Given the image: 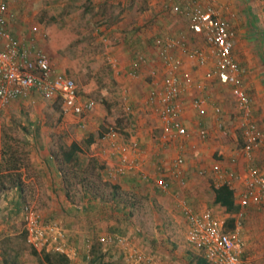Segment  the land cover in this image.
Segmentation results:
<instances>
[{"label":"rangeland","instance_id":"1","mask_svg":"<svg viewBox=\"0 0 264 264\" xmlns=\"http://www.w3.org/2000/svg\"><path fill=\"white\" fill-rule=\"evenodd\" d=\"M260 1L263 5L264 0ZM159 2L162 0H10V23L13 30L15 29L17 39L26 44L31 42L36 48L43 51L57 71L75 81L80 98L91 99L95 102V109L87 115L84 128H79L76 119L62 113L59 102L56 103L54 99L44 98L37 94H31L25 105L16 107L10 105L0 108V152L2 151L1 155L3 156V151L11 149L20 157L22 164L29 166L27 159L31 143L39 145V147L42 145L47 147L54 156L58 154L60 146H68L71 142L78 143L85 150V153L82 152L80 155L85 167L89 164L88 167L94 169L87 172L86 176L80 175L84 178L82 184L76 185L79 178L72 177L73 185L69 188L71 199L68 201L74 207L80 208L84 204L82 193L86 191L89 194L95 193L96 204L100 203L108 211L107 215L105 214V219L107 218L105 222L113 223L119 220L121 229L125 230V233L119 235L126 237L131 244H134L146 256L153 258L157 264H166L163 258H166L167 263L193 264L195 259L201 256V252L190 246L186 240L187 223L181 207L177 205L178 202L176 200L172 202L167 195L160 193L161 191L156 188L147 192L145 187L140 188L138 192L119 189V195L113 199L111 186L118 182L111 180L114 182L111 183L108 180L109 177H106L107 179L103 177L102 171L95 164L97 162L102 166L108 165L107 160L100 158L99 155L95 156L96 153L99 154L98 150L102 148L101 144L97 150L90 151V147L83 144L82 137L88 131L96 137L97 133L101 134L107 126L111 125L120 128L121 139L124 141L131 138L139 140L147 133H152L150 139L160 135V122L157 113L146 103L147 85L151 78V71L148 70L144 75L142 72L145 66H142L143 70L137 68V75L134 79H130L128 72H124L128 67L131 68L136 64L135 59L147 58V56L144 52L136 50L132 55L137 58L132 55L122 58L118 54L119 52L114 54L117 48L123 45L121 40L123 34L131 31L133 27H137L139 32L149 28V25L146 28L142 24H145V19L152 16L154 10L160 6ZM235 14L237 16L240 13L235 10ZM251 14L250 27L254 24L259 30L264 31L263 19H260L258 14L256 16L254 12ZM173 15V12H168L167 8L163 17L165 19L171 17L173 20L175 19ZM245 16L247 17V15ZM177 20H179V24L177 23L179 29H185L186 32L188 30L184 28L186 22L180 18ZM200 42L193 48L205 49L203 41L200 40ZM250 45H252L251 49L255 50L256 57L253 56V59L258 61L256 66L264 63V53L260 50V48L264 49V38L260 42L253 40ZM122 52H124V48H122ZM111 53L114 54L112 57H110ZM157 58H153L154 64L149 66H153V71L156 72L157 77H160L162 70L161 64L155 63ZM149 61L148 64H150ZM112 64L121 69L120 74H116ZM197 67L192 58L191 65L187 66L189 72L181 69L180 73L183 70V73L194 75L193 77L197 78L199 76ZM214 79L202 78L201 83H204V87L200 86L198 89L197 79L194 82L196 83L194 89H197V93L208 98L215 97L213 94L222 96L221 102L226 106L225 112L229 114L230 118H226L228 121L226 123L218 117L214 121V125H210V129L206 126V129L211 137L213 134L216 136L215 140L229 146L230 152H237L243 144L240 137L245 129L244 118L246 116L233 99L230 88L222 86ZM192 90L193 87L190 91ZM251 113L259 134L264 136L263 125L261 126L257 120H254L256 111H251ZM88 117L90 121L95 119V123L90 124ZM249 119H251L250 116ZM31 132H34L37 137L32 139ZM259 148L260 146L253 151L254 162L257 166L258 163L261 165V156H258ZM141 150L143 151V148ZM209 158L212 159L211 156ZM204 170L205 173L202 176H204L210 191L209 182L214 179L215 169L208 166ZM31 203L30 206H32ZM52 203L40 199L36 202L34 210L41 211L36 212L41 222H57L63 227L60 217H57L55 222L51 216V212H54L51 211ZM109 210H112L113 213H110ZM194 210L196 211V209ZM54 214H60L57 208ZM220 217L223 219L221 221L225 223L229 219L222 213ZM22 218V215L12 218L3 213L0 214V264H4L6 258L9 260L16 258L20 264H46L42 259L44 252H38V255L34 256L29 249L20 248L22 243L18 234L23 229ZM246 219L247 217L244 216L238 230H231L223 223L224 228L230 233H237L242 239ZM260 219L263 224L256 228L255 224ZM263 220L264 214L262 216L260 211L255 208L252 212L253 225L251 224L255 229L249 230L251 231L250 241L245 243L246 248L244 244L242 253L246 258L257 255L255 259L260 261V264H264ZM95 221L96 217L90 224L91 231L86 233L89 234L92 246L96 248L95 252H100L103 256L107 254L103 261L108 264H131L126 260L120 247L98 243L97 240L101 236V232ZM246 235L248 236V232ZM84 242L85 238L81 237L77 249L78 255L76 252L74 256L70 257L72 264H76L77 258L79 259L78 264H86L82 257L84 254L90 256V251H87ZM26 246L31 248L27 239ZM181 255L182 257H179Z\"/></svg>","mask_w":264,"mask_h":264},{"label":"built area","instance_id":"2","mask_svg":"<svg viewBox=\"0 0 264 264\" xmlns=\"http://www.w3.org/2000/svg\"><path fill=\"white\" fill-rule=\"evenodd\" d=\"M174 14L188 20L190 29L202 34L206 44L205 49H190L187 37L180 34L176 37L157 39L155 45L159 49L158 58L161 62V76L151 72V81L147 93L146 103L154 108L159 122L160 135L158 142L164 147L170 143L181 145V140L189 136L188 130L181 120L183 105L182 96L193 87L189 78L181 79L182 61L174 52L181 51L191 56L198 67H204L212 62V68L205 73V77L216 78L219 82L230 87L231 95L238 107L245 114L243 154L248 162L252 161L251 152L262 139L257 127L252 124L250 116V98L243 86L242 70L232 57L235 31L231 23L222 18L211 5H201L197 0H166ZM10 0H0V108L12 102L27 99L34 92L37 95L57 100L64 115H72L80 120L79 128H84L87 115L95 109V102L91 99L80 98L75 81L57 71L47 55L36 48L31 42L26 44L13 38L8 28ZM35 30V29H33ZM145 58L139 57V66L144 64ZM116 70V65L112 64ZM116 74H120L116 70ZM137 72L132 71L129 77L136 78ZM191 108L202 113L203 102L195 100ZM213 113L220 116L221 109L213 108ZM220 126V124H219ZM120 128L116 125L107 126L100 134L99 141L102 148L99 153L107 159L106 170L109 179L132 176L142 182H149L152 177L143 170L139 162L142 152L139 143L130 139L121 141ZM201 139L206 137V130L197 132ZM184 160L181 156L173 162L172 176L183 182L182 167ZM158 175L164 173L161 160L153 164ZM248 180L245 189L239 197V208L249 205L257 207L264 213V175L252 165L248 168ZM203 172H200L202 175ZM154 179L155 186L163 192L169 190L168 181ZM239 177L230 172L215 173L214 181L217 186L228 185L233 190L235 181ZM179 206L187 223L186 240L194 248L201 250L208 264H251L242 257L244 243L237 233L225 230L213 217L210 210L202 213L195 212L186 202ZM243 213L237 212L241 218ZM23 229L27 233V242L37 252L64 254L68 258L75 255L66 243L65 230L57 223H43L32 206L25 204L23 208ZM239 222L236 224L238 230ZM101 245H114L122 249L126 260L131 264H157L146 256L140 249L131 244L126 237L120 235H101L98 238ZM85 247L90 251L92 245L89 240Z\"/></svg>","mask_w":264,"mask_h":264},{"label":"crops","instance_id":"3","mask_svg":"<svg viewBox=\"0 0 264 264\" xmlns=\"http://www.w3.org/2000/svg\"><path fill=\"white\" fill-rule=\"evenodd\" d=\"M197 1L199 2V4L203 6L205 5L213 6L219 12L222 18L228 20L231 23L236 34L234 39L232 57L238 63V65L241 67L242 70L241 74L243 79L244 90L248 94L251 103L249 109L250 118H251L250 120L252 124L255 125L251 116L252 115L251 111L253 112L255 110L256 119L254 120H257L258 124L260 123V125L261 126L263 125L264 128V63L262 62L261 64L256 66V63L258 61L255 58L253 59V56L256 57L255 50L251 49L252 45H250L252 44L253 40H255L256 42H260L264 38L263 36L264 31L259 30L257 27L254 26V24L253 26L251 25L250 27V23H252V19L251 21L249 20L250 17L252 16L251 12H254V14L256 13V16L258 14L260 19L261 18L263 19L262 20L263 23L264 1H263V5L261 4L260 0H256V1L197 0ZM159 4L160 6L156 10H154L153 15L150 16L148 19L146 18L145 24H142L146 28L149 25V28H147L146 30H141L139 32V29L137 27H133L131 31L123 34V38H121L123 45L118 47L116 52L114 53L117 54L119 52L118 54L122 58H125L126 56L130 57L133 54V52L136 50V51L144 52V54L147 56V58H145L144 64H141V66H139V64L137 63L138 58L132 55L137 59H135L136 64H134L133 67L131 68L128 67L127 71H124V72H128V77L132 68H134V70L132 71H136L137 68H141V70H143L142 66H145L144 71L142 72V74L144 73V75L148 70L153 72V66L151 67L149 65H153L154 64L152 62L153 58L158 57L159 49L155 45V41L157 39L176 37L179 36L180 34H184L187 37V44L189 45L190 49H194L193 47L199 45L201 43L200 40L203 41L204 48H206V44L204 42V38L202 34L193 32L190 29V25L187 19L174 13H173L174 14L173 17L176 20L175 19L171 20V17L165 19L163 15L166 13V9L168 8V12L170 13L172 12L170 4L166 0H162V2H159ZM235 10H238L240 14L236 16ZM241 13H243V15H241ZM245 15H247V17ZM178 18L186 22V25H184V28L188 29L186 32L185 29L184 30L179 29V25H178L179 20H177ZM10 21H11V16L9 17V21H8V28L13 38H15V29L13 30ZM262 25L264 26V24ZM15 39H17V37ZM122 48H124V52L121 53ZM260 50L262 53H264L263 52L264 49L260 48ZM174 54L181 59L183 65L182 69H184V71L186 72H189L187 71V66L191 65L192 57L189 55H185V53H182L179 50L175 51ZM113 55L111 53L110 57H112ZM156 60L157 61L155 63L158 62L159 64H161L159 58H157ZM148 61L150 64H148ZM212 65L213 63L209 61L206 66L202 68L197 67L198 69L197 74H199L197 78H194L193 77L194 75H188L186 73H183V70L180 73L181 79L189 78L193 82V90H192L193 92L190 91L192 89L191 88L181 98V103L184 109L181 115V120L184 126L186 127V129L188 130L189 136L184 140H181L182 142L181 145H177V143L173 142L165 145L164 147L158 142L159 136L153 139L152 138L150 139L152 133L149 134L147 133L145 134V136H141L139 140H136L139 143L140 147L143 148V151L139 155V162L142 164L143 170L149 173L152 179H150L149 182H142L139 178L136 177L119 176L114 180L118 182L117 185L120 187V189L138 192L140 188L145 187L146 191L149 192L153 188H156V190L161 191L155 186L154 179L155 178L161 179L160 177H162V179L169 182L170 187L167 192L161 191L160 193L167 195L169 197L168 199H170L172 202L176 200L178 202L177 204L178 206L181 201L186 202V204L190 206L193 210L196 209V211L195 210L194 211L197 213H202L205 210H210L216 221L219 224H222L223 227H224L223 223L225 222L221 221L223 220L220 217L221 213L224 214L227 218L229 217L228 220L232 218L234 219V226H235L234 229H236L237 222H239L238 228H240V225L242 223L241 221L245 216L247 217V219L245 223L244 232L242 233L244 235L242 237V240L244 241L245 244L247 243V241H250L249 237H251V231L255 229V227L252 228L253 225L252 212L255 210V208L258 211L260 210L252 205L240 209L238 205L239 197L241 192L245 189L246 181L248 180L247 168L250 165H252L256 170H258L260 173L264 175V146H263L264 136L262 137L260 144L256 147L258 148L260 146L259 148L260 153L258 154V156L259 155L261 156V165L258 163L257 166L253 158L254 155L253 151L256 148L253 149V151L251 152L252 155L251 162H248L244 157L243 154V146H244L243 144L245 139L244 132H242L243 137H240L242 138L243 144L237 152L236 151L230 152L229 146L223 145L221 144V142L215 140L214 138H216V136H214V134L212 137L209 135V132L207 131L206 128L208 127V129H210L209 126L210 125L213 126L214 121L218 117L221 118V121H226V123L228 122L226 118H230L229 114L225 112L226 106H224V104L221 102L220 98H222V96L213 94L215 97L212 96V98H208L205 97L203 94L197 93V89L200 86L204 87V83H201L202 81L201 79L202 78L207 79L205 77V73L206 71L211 69L210 67H212ZM116 70L119 72L121 69L116 68ZM129 78L134 79L131 77ZM149 79L151 81V78ZM196 80L197 83L199 84H197L198 85L197 89H194L196 85V83L194 82H196ZM216 81L219 82L217 79ZM219 83L222 86H226L230 88L226 84H223L221 82ZM149 84L147 85L148 90H149ZM32 94H36V93L33 92ZM81 99L86 100L87 98L86 99L81 98ZM28 100L29 99H24V100L12 102L8 106L12 105L13 107H16L18 105H25L27 104ZM195 100L203 102L204 111L202 113H198L191 108L190 104L192 101ZM215 107L221 109L220 116H217L213 113V108ZM69 116L76 119V123L79 127L80 120H78V118H76L75 116L72 115ZM90 116L92 117L93 115ZM92 121H90V124L95 123L94 121L96 120L93 119ZM199 129L206 130V137L204 139H201L198 136L197 132ZM92 136H94V134H92L90 131L86 132L84 136H82L83 144H85V146L86 145L88 146V142L90 140V137ZM36 137L37 135L34 132L33 133L31 132V138L33 139ZM99 137H100V132L97 133L96 137L94 136V141L99 143ZM121 141H124V139ZM29 146L30 149L28 150L29 155L27 159L29 161L28 163L29 166L23 164L21 165L20 169L15 171L13 170L10 171V173L13 174L16 173L17 177L20 178L21 188L15 185L6 191L0 192V214L3 213L7 215V217L17 218L23 215V208L25 204H30V202H32L31 203L32 207L36 208L35 206L36 202L39 201L40 199H42L44 202L46 201L49 203L53 202L51 211L55 212V209L57 208L60 214L57 215L54 214V212H51L52 214L51 216L54 221L56 220L57 217L61 218L63 229L65 230L67 246L69 247L70 250H74L75 253L77 252L79 242L81 241V237L85 238V242H84L85 244L86 241L89 240L88 237L89 234L86 233L91 231L89 229L90 224H92V221L94 220L95 217H96L95 223L98 224L97 227L100 229L101 232L100 235H108V234L122 235L123 233H125V230L121 229L119 220L113 223L108 221L105 222L107 219V218L105 219V217L108 211H106L105 208L101 206L100 203L96 204L94 200L97 199L92 198V196L89 193H87V191L82 193L84 195V198H82L84 204L80 208L74 207V205H72L68 201L71 199V197H67V193L64 188L63 179L59 171V165L52 156L51 151L47 147H44L43 145L39 147V145L31 143L29 144ZM79 146L81 148V151L85 153V150L81 147V145ZM1 152H0V179H1L0 182L7 184L8 181H6L5 178L1 177L2 174L8 172L5 170V165L3 164V156L1 155L2 154ZM98 155L100 158L107 160L100 153L95 154V156ZM179 156H181L184 160V165L182 167V174H183L182 183L178 182V179L172 176V172H173L172 170L174 169L173 162ZM210 156L212 157L213 160L209 158ZM157 159L161 160L164 166V173L161 175L156 174L155 168L153 166L155 160ZM208 166H210V168H213V170L215 169L213 172L214 177H215V173H220V172H223L225 174L234 172L239 177V180L235 181L233 185L234 202L236 206V211L233 214L227 213L224 210V208L215 205L213 203L214 195L212 188L213 186H217V185L215 184L214 179L211 180V182H209V185L211 187L209 191L206 180H204L203 178L204 176L200 175V172L205 173L204 168L207 169ZM102 175L103 177L108 178L106 168L104 171H102ZM108 180L111 183H114L111 181V179ZM207 192H209L208 196L206 195ZM89 204H91L93 208H91V205ZM210 205L212 206L209 207ZM38 211L41 212L40 210L37 209L36 212ZM109 211L110 213H113L111 212L112 210ZM238 211H241L243 213L241 218L237 217ZM244 212H246L247 214L245 215ZM260 213L263 216L264 213L262 211H260ZM78 218L79 221L81 219L84 220L79 222ZM262 219H260L258 223L256 222L255 224L256 228L260 227V225L263 224ZM228 220L225 223V227H227ZM250 229L251 231H249ZM246 232H248V236L246 235ZM245 248H246V244H245ZM199 251L201 252L200 258H202L206 262V260L204 259L203 252L201 250ZM95 254H96L95 256H100L103 260L105 258V255H107L105 254L103 256L100 254V252L99 253L95 252ZM182 255L179 257H182ZM256 256L257 255H253L250 256L249 258L248 257L246 258L245 256L242 255V257L244 259H247L251 264H260L261 262L255 259ZM84 257H86V260H90L92 258V255L90 254V256L88 255L85 256L84 254V256L82 257L83 261H84ZM70 259L71 258H69V260ZM163 259L165 260L166 264H172L170 262L167 263L166 258ZM75 263L76 264L79 263L78 258Z\"/></svg>","mask_w":264,"mask_h":264},{"label":"trees","instance_id":"4","mask_svg":"<svg viewBox=\"0 0 264 264\" xmlns=\"http://www.w3.org/2000/svg\"><path fill=\"white\" fill-rule=\"evenodd\" d=\"M55 102L57 103L58 101L55 100ZM54 105L56 104L54 103ZM89 142H88V146L90 147V151L97 150L99 144H101L100 141L99 143L94 141V136L90 137ZM101 147H102V144H101ZM81 154H82L81 148L79 144L76 142H71L68 146H65V145L60 146L58 149V154L56 156L52 154V156L54 157V159L59 165V171L63 179L64 188L67 193V197H70L69 188L73 185L72 177L79 178V180L76 182V185L82 184V182L84 181V178L80 177V175L83 174L86 176L87 172H91L94 169L93 167H88L89 164H87L85 167V163L81 159V156H80ZM21 161L22 160L20 159V157L17 154H15L14 151H11V149H8L7 151H3V164L5 165V170L8 172L5 174H2L1 177L5 178L6 181H8V183L4 184L0 182V192L6 191L15 185L21 188L20 178L17 177L16 173L14 174L10 173V171L12 170L15 171V170L20 169L21 165H23ZM95 164L101 171H104L105 168H108V165L102 166L100 164H97V162H95ZM111 187L113 189L112 198L115 199L116 195H119L118 191L120 187L117 184H113ZM212 191L214 195L213 203L215 205H218L224 208V210L229 214H233L236 211V206L234 202V191L228 185L213 186ZM90 195L92 196V198L94 199L96 198L95 193L93 194L90 193ZM91 208H93L92 205H91ZM49 223H54V222H49ZM234 227H235L234 219L232 218L228 220L227 228L233 230ZM61 228L63 229V227ZM18 235L22 243L20 248L26 249V250L29 249L32 255L37 256L38 252L36 250L28 248L26 246V239H27L26 231L22 229ZM95 250L96 248L94 247L91 248L90 254L92 255V258L90 260H86V257H84L85 263L87 264H108V262H104L100 256H95L96 255ZM42 259L46 264H72L69 258L65 256L64 254H57V253H52V252L44 253L42 255ZM3 263L4 264H20L16 258L10 259V260L6 258ZM193 264H207V263L202 258L198 257Z\"/></svg>","mask_w":264,"mask_h":264}]
</instances>
